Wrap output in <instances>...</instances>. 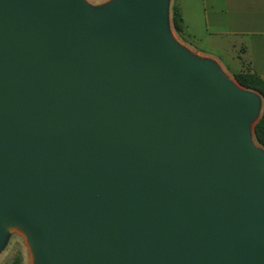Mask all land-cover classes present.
Masks as SVG:
<instances>
[{"label": "water", "instance_id": "water-1", "mask_svg": "<svg viewBox=\"0 0 264 264\" xmlns=\"http://www.w3.org/2000/svg\"><path fill=\"white\" fill-rule=\"evenodd\" d=\"M166 3L0 0V239L22 220L41 264H264L259 98L173 47Z\"/></svg>", "mask_w": 264, "mask_h": 264}, {"label": "rangeland", "instance_id": "rangeland-1", "mask_svg": "<svg viewBox=\"0 0 264 264\" xmlns=\"http://www.w3.org/2000/svg\"><path fill=\"white\" fill-rule=\"evenodd\" d=\"M85 1L89 5L90 14L95 19H101L124 0ZM201 3L203 4L204 0H167L164 27L166 34L167 36L173 34L177 41L180 42L181 45L191 53V55L202 58V61H197V63H211L213 66L215 65L221 69L230 81H235L239 84L234 78L233 73L230 72V70H233L236 67L231 62L232 57L230 53L227 52L228 50L226 51V48H220L218 46L213 47L216 38L214 34L209 33L205 21L200 15L199 6ZM175 4L182 9V12L183 9H185L186 22L185 30L182 33H178L174 29L172 23V11ZM226 43V41L222 43L223 47H225ZM211 47H213V49ZM188 58L192 59L190 56H188ZM240 86L246 93L254 94L259 98L260 105L256 114L259 119L264 106L263 96L255 90L245 88L242 85ZM254 126L249 129L248 142L252 147L257 148L264 153V147L259 144L255 138ZM35 246V239L31 228L18 218L11 220L7 226L6 232L0 239V264L8 263L17 253H21L23 256L22 264H41L39 256L35 251Z\"/></svg>", "mask_w": 264, "mask_h": 264}, {"label": "crops", "instance_id": "crops-1", "mask_svg": "<svg viewBox=\"0 0 264 264\" xmlns=\"http://www.w3.org/2000/svg\"><path fill=\"white\" fill-rule=\"evenodd\" d=\"M199 12L215 35L213 47L230 53L236 67L230 72L250 70L264 78V0H204ZM183 16L186 22L185 9Z\"/></svg>", "mask_w": 264, "mask_h": 264}, {"label": "trees", "instance_id": "trees-1", "mask_svg": "<svg viewBox=\"0 0 264 264\" xmlns=\"http://www.w3.org/2000/svg\"><path fill=\"white\" fill-rule=\"evenodd\" d=\"M172 23L174 29L178 33H182L185 30L183 12L177 4L173 6ZM233 76L239 82V84H241L245 88L259 92L264 99V78H262L258 73L248 70L233 73ZM254 135L257 142L264 147V106L262 114L254 126ZM22 262V254L17 253L15 257L6 264H22Z\"/></svg>", "mask_w": 264, "mask_h": 264}, {"label": "bare ground", "instance_id": "bare-ground-1", "mask_svg": "<svg viewBox=\"0 0 264 264\" xmlns=\"http://www.w3.org/2000/svg\"><path fill=\"white\" fill-rule=\"evenodd\" d=\"M79 2L81 3L82 7L88 11L90 13V8L89 5L87 4V2L85 0H79ZM170 43L173 45L174 48H176L177 50L181 51L182 53L186 54L187 56H190L193 60L195 61H202V58L198 57V56H193L191 55V53H189V51L187 49H185L180 42L177 41L176 37L173 34H169L168 36ZM217 76L219 77L220 80L228 83L233 89H235L238 92H244V89L235 81H230L227 76L221 71V69H219L217 66L214 67ZM258 120V116H255L253 118H251L249 120L248 123V131L249 129L253 128L255 122ZM257 151H261L257 148H254Z\"/></svg>", "mask_w": 264, "mask_h": 264}]
</instances>
